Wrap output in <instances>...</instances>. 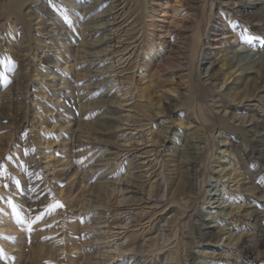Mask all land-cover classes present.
Instances as JSON below:
<instances>
[{"label":"rangeland","instance_id":"1","mask_svg":"<svg viewBox=\"0 0 264 264\" xmlns=\"http://www.w3.org/2000/svg\"><path fill=\"white\" fill-rule=\"evenodd\" d=\"M8 1L0 0L1 63L2 53L10 55L0 71L11 84L8 94L0 86L7 115L0 116V199L15 205L19 233L39 232L53 250L68 245L67 227L76 228L80 264H194L206 246L193 222L207 189L216 188L228 206L240 207L219 221L243 243L238 250L224 246L226 235L218 240V264H264V0H229L232 37L227 27L210 31L221 0H204L187 32L189 0H24L11 27ZM149 45L161 57L146 54ZM204 62H211L207 74ZM164 126L201 136L194 194L175 190L187 157L181 140L167 141ZM42 135L51 145L41 144ZM70 175V206L48 221L49 207L38 211L31 199L44 189L55 204Z\"/></svg>","mask_w":264,"mask_h":264},{"label":"bare ground","instance_id":"2","mask_svg":"<svg viewBox=\"0 0 264 264\" xmlns=\"http://www.w3.org/2000/svg\"><path fill=\"white\" fill-rule=\"evenodd\" d=\"M203 1L204 0H189L188 2H186V7L189 8V11L191 14V18L183 26L184 27L183 30H185L186 32L191 31L195 28V24L198 22V18L200 17V15L202 13L201 9L203 7L202 6ZM24 5H25L24 0H9L8 1L7 5L5 6V12L9 15V18H8L9 21H7V24L10 27L13 25V23H15L14 21H16L18 19V17L22 14V10H23ZM230 6H231V2L229 0H221L220 1V4H218L217 9L214 12V15L212 16V23H211V27H210L211 32H214V33L221 32L222 33V32H224V29L227 27V28H229L228 32L231 33L230 37H232L233 35L236 34V30L233 29V27L230 26L229 24H226L228 22V13H229L228 8ZM211 8H212V4H211ZM245 13H244V15L246 17H251L252 13H250V12L249 13L247 12L246 14ZM209 17L211 18L210 12L208 13V18ZM21 19H23V18H21ZM12 29H14V28L12 27ZM210 36L211 35H208L206 42H204L207 45L211 44V42L209 41ZM144 43L145 42H143V44ZM6 48H8V47L6 46ZM143 50L145 51L146 54L151 53V56H153V57L154 56L161 57V55H159L160 51L154 50L153 46H150V45L145 46L143 48ZM209 52H211V51H209L208 49H206V51H204V60L207 59V55L209 54ZM9 56H8V50H6V52L2 53V55H1L2 59L1 60H2V63L3 62L4 63L2 64L0 61V68H4L6 66V63L9 64V62H10ZM55 60H56L55 63L57 64L59 59H55ZM141 60H142V66H144V68L147 69V71L148 70L151 71V67H152L151 66V59L143 57V58H141ZM176 61H178V60H176ZM47 62H49V61H47ZM161 63H162V61H161ZM210 64H211V62L210 63H207V62L202 63L201 70H202L203 74L209 73V67H210L209 65ZM181 65H182L181 67L184 66L183 64H181ZM18 66H19V64H18ZM54 67H56V66L54 65ZM8 68H9V65L7 66V69ZM35 70H37V69H34V71ZM182 70H183V68H182ZM153 71H154V69H153ZM3 73L0 71V86H2V88H1L2 93L8 94L9 91L11 90V87H10L11 84L10 85L5 84L4 79L7 78L8 75H7L6 70ZM38 74L44 76L45 78L50 76V72H48V70L39 69ZM145 92H144V94H145ZM65 100H66V98H65ZM148 101H150V99ZM87 106H85V107H87ZM93 106H95V105L93 104ZM39 113H40V111L37 112V115H39ZM0 116L2 118L7 117L5 109H3L2 107H0ZM79 125H81V124H79ZM86 126H85V128H86ZM90 127H91V125H90ZM81 130H83V129H81ZM83 131H85V130H83ZM83 131H81V132H83ZM163 132L165 133L164 135H165V138L167 139L168 142L169 141L171 142L172 140H177V139L181 140V142L183 144V149H184V151L186 153V157H187V171L188 172H187L185 181H184L182 186L177 185L175 190L179 191L180 192L179 194L184 195V196L196 193L197 188H198V183H197L196 178H197V172L199 171L196 168V163H197L196 161L199 159L200 154H201V146H199V144H198V142L201 140V136L199 134L186 133V135L181 137V134L179 132L171 131L169 126H164ZM41 140H42V142H41L42 145H45V144L51 145L52 140L47 138V135H42V137L40 138V141ZM41 153L44 154V151H42ZM49 155H50V153L48 154V156ZM231 170H234V169L231 168ZM226 174H229V171L226 172ZM21 176H24V175H21ZM71 177H72L71 175L68 176V180H67L68 185L66 186V188H62L61 186H59L58 193H57L58 197L56 199L55 204H50L51 202H49V200H48L49 198L44 196V189H42L39 193H40V195L43 194V196L40 197V199L35 200V201H32V199H31L32 203L29 205L30 206L39 205L38 207L40 210H38V211H43V209H46L49 207V211L50 212L52 211V212L50 214L51 217H49L48 221H51L52 218H55V216L58 217L59 215H61V217H62V215H63L62 210H61V212L60 211L56 212L55 210L60 208V207L62 208L61 205H63L65 207L69 204L68 197H69V194L71 192V187L74 183V179H72ZM43 182L45 183L46 180L43 179ZM47 185L48 184H46L45 186H47ZM184 185H186V188H184ZM222 190L216 189V188L214 190L213 189H211V190L207 189V192L210 191V192H208V193H210L209 194L210 197L208 198V201L206 202V206L205 207L199 206L200 210L198 213V218L195 219L193 222L194 223V230L196 233V237L198 238V243L200 245H205L206 247L204 249H199V250L195 251V256L192 257V263H194V264H215V263L218 264L219 263L218 260L221 256V254L217 251V248H213V247H215L218 240H220L225 235H226V241L227 242L224 243V246L227 247V246H231L232 244H237L238 250H241V248H243L242 241H238L237 239H234L232 237L233 234H231L230 227L227 225V223L226 222L220 223L221 220L223 221L224 219H228L229 217L234 216L235 213L232 214L233 210H236V212H239V209H240V207H235V208L230 207L231 205L228 206L227 203L224 200H222V197H221V191ZM0 191H3L1 184H0ZM70 202L72 203V201H70ZM52 203H53V200H52ZM68 206H70V205H68ZM83 207H85V205ZM16 208H18V210L21 213L23 212L19 206H17ZM29 211H30V215H31L30 217H33L35 210L31 209ZM201 212H202V214H201ZM203 213H204V215H203ZM14 215H15V210H13L12 206L9 203V200H5V199L1 200L0 199V231H4V234H0V248L3 249V250H1V253L3 254V256H5V259H6L5 261H3V259L0 256V264H80L81 261L83 262L82 257L85 255L83 254V256H82L81 250H80L81 246L79 245V243L76 240V235H77L76 228L67 227V229L65 231V234H66L65 241L68 240L67 241L68 245H65L66 242L63 243L64 241H61V242L59 241L60 243L56 244L55 248L53 250L52 249L50 250L43 243L41 233L35 231L32 234H30L29 237H25V235H22V232L19 233V229H20L19 223L21 221L19 220L20 222L18 223L15 220ZM130 237L132 238V236H130ZM131 238L129 239V243L126 245L127 249L133 245V239H131ZM58 240H60V239H58ZM26 244H29L30 247L26 248L25 247ZM222 256H224V255H222ZM122 258H124V257H122ZM130 260H131V257L128 258L126 262H129ZM131 263L132 262H130L129 264H131Z\"/></svg>","mask_w":264,"mask_h":264},{"label":"snow or ice","instance_id":"3","mask_svg":"<svg viewBox=\"0 0 264 264\" xmlns=\"http://www.w3.org/2000/svg\"><path fill=\"white\" fill-rule=\"evenodd\" d=\"M13 208H15V205H13ZM39 219H40V217H37V218H36V220H39ZM34 222H35V221H34Z\"/></svg>","mask_w":264,"mask_h":264}]
</instances>
